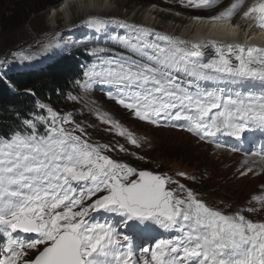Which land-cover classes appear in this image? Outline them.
I'll use <instances>...</instances> for the list:
<instances>
[{"label":"snow or ice","instance_id":"snow-or-ice-1","mask_svg":"<svg viewBox=\"0 0 264 264\" xmlns=\"http://www.w3.org/2000/svg\"><path fill=\"white\" fill-rule=\"evenodd\" d=\"M180 2L206 10L222 0ZM241 10V21L264 32V0H232L216 15L191 19L229 23ZM81 24L97 33L116 24L128 33L109 37L123 52L90 50L95 60L74 81L84 93L105 85L108 98L134 118L180 127L217 148L225 146L223 137L242 145L253 140L245 133L264 135V47L240 42L235 31L227 33L229 42L201 41L96 15ZM55 35L42 50L59 46ZM13 56L33 59L25 51ZM68 99L93 106L108 130L132 146L147 143L94 101L71 93ZM37 107L42 114L24 119L23 130L0 136V264H264V221L243 214L264 210V194L249 201L259 208L227 214L168 173L113 158L128 149L91 141L74 113L39 101ZM257 165L264 172V142L245 150L237 171L247 176Z\"/></svg>","mask_w":264,"mask_h":264},{"label":"rangeland","instance_id":"rangeland-1","mask_svg":"<svg viewBox=\"0 0 264 264\" xmlns=\"http://www.w3.org/2000/svg\"><path fill=\"white\" fill-rule=\"evenodd\" d=\"M74 1L66 0L65 2L64 0L55 8H48L34 14L17 29L0 30V56L6 55L0 59V64L11 60L19 62L20 60L13 56V53L18 51H25L26 54L33 56H41L46 60H52L61 53L74 52L80 49L91 50L97 47L108 49L109 53L123 52L124 49L109 37L125 36L128 34L126 29L111 24L107 26L105 32L99 34L86 26L72 30L73 25H82L81 22L85 20L82 19V14L76 7L72 8L74 12L72 13L76 16L72 18L70 25L66 26L69 20L66 19V15H68L66 14V6ZM101 1L103 0L98 2ZM109 1L108 11L97 15H101L100 17L117 16L125 22H136L139 25L150 24L149 27L155 28L157 31L174 34L182 38L189 34L185 39L190 40H192L194 32H198L197 28L193 29V25L190 24L195 21H208L193 20L191 17L216 15L232 3V0H222L216 8L197 10L182 6L180 0ZM246 2L251 3V1L245 0ZM7 5V0H0L2 8ZM241 14L242 10L233 18L231 23L235 25L240 21L242 28H245L250 22L241 21ZM67 29L68 31L64 33L63 31ZM54 35L59 46L42 50L41 44L51 40ZM103 86L94 84L87 93L80 89L77 95L83 96L84 101H94V107L99 108L101 112L110 114L114 120L119 121L136 136L146 138L147 143H144L141 148L132 146L124 138L116 135L114 131L108 130L110 126L102 123L90 110L93 106L85 102L72 100L73 104L68 109L63 110L61 114L74 113V119L87 126L91 141L110 144L113 147L123 144L128 149L127 152H119L117 149V151L110 153L113 158L128 162L141 170L168 173L180 183L185 184L186 187L198 192L200 198L209 205L218 207L227 214H233L249 206L260 207L256 202L249 205L253 195L264 194V172L260 171L259 165L254 168L253 173L240 176L237 169L244 157L225 147L217 148L213 143L201 141L186 131L157 127L134 118L130 111L116 103L115 100L108 98L107 90L103 89ZM132 153H136V156H133ZM138 156H143L145 159L140 160L137 158ZM177 172H185L188 177L195 179L176 176ZM243 214L248 219L257 222L264 221V210L255 213L244 212ZM161 234L164 236L171 235L170 233Z\"/></svg>","mask_w":264,"mask_h":264},{"label":"trees","instance_id":"trees-1","mask_svg":"<svg viewBox=\"0 0 264 264\" xmlns=\"http://www.w3.org/2000/svg\"><path fill=\"white\" fill-rule=\"evenodd\" d=\"M62 1L64 0H7L5 8L0 6V30L17 29L32 15L55 8ZM94 60L95 56L91 51H76L51 62H44L36 57L32 61L38 66L26 69H16V66L8 62L1 65L0 136L23 130L24 119L42 114V110L37 107L38 101L60 113L68 109L73 104L68 99L69 93L77 95L80 90L74 81L83 78L86 67Z\"/></svg>","mask_w":264,"mask_h":264},{"label":"bare ground","instance_id":"bare-ground-1","mask_svg":"<svg viewBox=\"0 0 264 264\" xmlns=\"http://www.w3.org/2000/svg\"><path fill=\"white\" fill-rule=\"evenodd\" d=\"M98 1L99 0H75L74 2H70L66 6V9H67L66 14H68V15H66L67 16L66 19L67 20L69 19L67 21L68 23L66 26H69L71 21H72V18L74 16H76V14L73 15V13H74L72 11L73 7H76L78 9L79 13L82 14V19L83 18L86 19L89 15H97V14L106 13L108 11L107 6L110 3V1L109 0H103L101 2H98ZM247 1H251V0H247ZM246 4H247V2H246ZM92 5H94V6H92ZM97 16H99V15H97ZM238 23H240V21H238ZM190 25H193V29L197 28V30H198V32H196V33L194 32V35L192 36V40H201L202 41V40H206V39L216 38V39H224L225 42H229L232 38L228 37L227 33L235 31V32L239 33V41L240 42H242V43L247 42V43H251V44H256L257 46L264 47V32L255 30V28L250 26V23L245 28L241 27L239 29H234L233 28L234 24H232L231 22H229V23H212L210 21H195V22H192ZM185 32H189V31H185ZM246 33L248 34V37H249L247 40L245 37ZM188 36H189V34H186L184 38H187ZM185 134H187V133H185ZM188 136L191 137L190 135H188ZM188 136L185 135V137L189 138Z\"/></svg>","mask_w":264,"mask_h":264}]
</instances>
